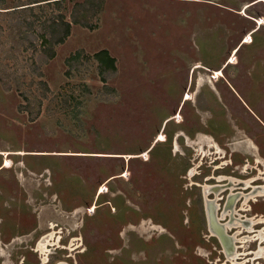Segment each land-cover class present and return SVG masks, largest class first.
Here are the masks:
<instances>
[{"label": "rangeland", "instance_id": "374dc122", "mask_svg": "<svg viewBox=\"0 0 264 264\" xmlns=\"http://www.w3.org/2000/svg\"><path fill=\"white\" fill-rule=\"evenodd\" d=\"M56 1L0 0V151L24 152L0 155V264H42L50 233L45 264H230L203 187L251 180L217 196L264 217L236 195L264 186V0Z\"/></svg>", "mask_w": 264, "mask_h": 264}, {"label": "bare ground", "instance_id": "6f19581e", "mask_svg": "<svg viewBox=\"0 0 264 264\" xmlns=\"http://www.w3.org/2000/svg\"><path fill=\"white\" fill-rule=\"evenodd\" d=\"M260 21V20H259ZM262 23V22H261ZM258 24H260V22H258ZM243 42H250V36H249V33H247L245 36H244V39H243ZM231 62H233V56L232 57H229V59H228V63H231ZM196 67L197 68H199L200 66H197L196 65ZM195 67V68H196ZM216 73V75L217 76H219L220 75V72H215ZM210 81V80H209ZM189 99V95H188V93H186L185 94V98H184V100H188ZM179 117V115H176L175 117H174V119H176V118H178ZM206 137V136H205ZM202 138H203V136H202ZM164 140V136H163V134L161 133V134H158L157 135V137H156V139H155V141H158V142H161V141H163ZM199 140H201V141H203V139H199ZM208 140V139H207ZM213 140V139H212ZM209 141V140H208ZM200 142V141H199ZM157 143V142H156ZM211 143V142H210ZM177 144V143H176ZM197 144V143H196ZM202 144V143H201ZM206 144H207V141H206ZM208 144H209V142H208ZM252 144V143H251ZM214 146L216 145L215 143L213 144ZM213 145H210V146H213ZM254 145V144H253ZM213 146V147H214ZM179 148V147H178ZM198 149H200L199 148V146L197 147ZM210 148V147H209ZM216 148V151H217V147H215ZM255 148V147H254ZM210 149H212V147L210 148ZM247 149V148H246ZM201 150V149H200ZM202 150H204V149H202ZM201 150V151H202ZM176 151V150H175ZM199 151V150H198ZM205 151V150H204ZM208 151V150H207ZM218 151H221V150H218ZM217 151V152H218ZM253 151H255V150H253ZM176 152H178V149H177V151ZM222 153V152H221ZM22 154H24V152H22V151H18V152H13V153H9V152H2V151H0V155H3V157H4V164L1 166V168L2 167H7V166H9V160H8V155H22ZM203 154H205V153H203ZM253 154H255V153H253ZM143 156L145 157V156H147V151L145 150V151H143ZM197 156V155H196ZM205 156V155H204ZM207 156V155H206ZM258 158V157H257ZM256 159V158H255ZM259 159H261V158H259ZM258 163V162H261V161H259L258 159H256V161H255V163ZM258 165V164H257ZM259 165H260V163H259ZM264 165V164H263ZM262 165V166H263ZM244 166V165H243ZM247 168V167H246ZM193 169V168H192ZM195 170V169H194ZM261 170V169H260ZM193 172H192V170L191 171H189V175L190 176H193V174H192ZM243 173V172H242ZM259 173H261L260 171H259ZM258 175V174H257ZM263 175H264V173H263ZM256 177V176H255ZM259 178V177H258ZM257 178V179H258ZM261 178V177H260ZM262 179V178H261ZM222 180H225V181H228V184H218V185H213V186H208V185H204V187H203V194H204V200H205V206H206V214H207V219H208V221H209V223L210 224H212L214 221H211V219H212V212H214V208H215V210H216V208H217V198H218V200H219V197L217 196V193H219V191H221V190H223L224 188H228L229 190L231 189V191H233L234 189H235V187H237V186H239L240 184L243 186V188H245V187H248L249 188V186H250V182H251V180H246V181H241V180H239V179H236V178H233V177H217V181H221L222 182ZM255 183V182H254ZM256 186V185H255ZM242 188V189H243ZM251 189V188H250ZM252 189H253V191L251 192V193H247L248 195H245V194H243V206L246 204V202H248V200L249 201H253V202H255L256 200L253 198V197H264V186H256V187H252ZM230 191V192H231ZM223 192V191H222ZM100 193H104V187L103 186H101L100 188H99V192H98V194H100ZM209 193H214L215 194V199L214 200H210L208 197V195H209ZM241 195H242V193H240ZM217 196V197H216ZM251 201V202H252ZM92 210H91V212L94 210V208H95V206L94 205H92ZM205 208V207H204ZM212 208V209H211ZM234 208V207H233ZM240 211H244L245 210V208H241V209H239ZM225 215H230V217L232 218L231 219V221L230 222H228V223H225V225H223L222 227H221V229H220V227H219V233L218 232H216V230H214V229H212L210 226H209V230H210V236L211 237H213V236H216V237H218V239L220 240V242H222L221 244H222V250L224 251V253L226 254V259H227V261L230 263V264H238L237 262H236V260H237V258H238V256H240L238 253H236L235 251H234V249H235V245H234V242L235 241H237V243L239 242L240 244H243L244 242H247V241H251V240H255V239H258V241H263L264 240V230H261V231H259V232H257L256 231V233L257 234H255L254 235V237H247V236H243V237H239V238H237L236 236L237 235H239L240 234V232L242 231V230H245L246 232H250V231H252L253 229H252V227H245L244 226V223L245 222H247V221H249L250 222V224L251 225H253V224H257L258 225V223H262V222H264V217H260V218H258L257 216H255V217H253V218H251V219H245V221H243L242 219H241V216H240V214L238 213V211H234L233 209H232V211H224L221 215H220V217H216L215 218V216H213L214 217V219H215V221L217 222V221H221V219H223L224 217H225ZM243 218V217H242ZM245 218V217H244ZM256 218H258L257 220H256ZM213 220V219H212ZM53 227H54V224L52 223L51 225H50V229H53ZM232 227H234V228H237L238 227V230L237 231H235L233 234H232V236L231 237H229L228 236V234L226 233V231H228V230H230ZM254 227H255V225H254ZM52 231V230H51ZM61 232V231H60ZM55 233H50L49 235H45L44 237H42L41 239H40V241H37L38 243H37V245H36V249H35V251L36 252H39L40 254H41V256H42V259H41V261H42V264H45V263H47L46 262V259H47V255H48V247L49 246H55V245H57L58 243L57 242H59L58 241V239L60 238L59 236L57 237V239H56V241H52V239H54L53 238V236H55L54 235ZM59 234V233H58ZM226 234V235H225ZM19 239V238H18ZM61 239V238H60ZM17 240V239H16ZM22 240V239H21ZM21 240H19V241H21ZM18 241V240H17ZM245 244V243H244ZM57 247V246H56ZM237 247H240V246H237ZM241 247H243V246H241ZM263 249L264 248H262V247H260L259 246V248H258V250H257V252H255V256L256 257H261L263 254H262V251H263ZM245 253V252H244ZM253 254V253H252ZM243 255V254H242ZM247 255V254H246ZM240 258H242V257H240ZM241 261V260H240ZM58 264H66V263H58ZM240 264V263H239Z\"/></svg>", "mask_w": 264, "mask_h": 264}, {"label": "flooded vegetation", "instance_id": "af4514ba", "mask_svg": "<svg viewBox=\"0 0 264 264\" xmlns=\"http://www.w3.org/2000/svg\"><path fill=\"white\" fill-rule=\"evenodd\" d=\"M229 163L231 164V161H229ZM225 165H227V164H225ZM213 175V174H212ZM215 175H213V177H214ZM217 176V175H216ZM222 177H230V176H226V175H221ZM221 176H218V177H221ZM216 179H217V177H216ZM224 184H228V181L227 182H224ZM240 186H242L241 184H240ZM229 189L228 188H224L223 190H221V191H223V192H227ZM253 190H251V192H252ZM241 192H237V196L238 195H240L241 197L240 198H242V200L244 199L243 197V194H245V195H248V194H246V193H242V195L240 194ZM232 195H234V193H231V194H229V195H227V193L225 194V195H221V197H219V199L220 200H218V198L216 199L217 200V204L219 203V201H221V199H223V201H222V203L224 202V200L226 199V204L224 203L223 204V206H222V203L220 202L218 205H217V208H216V210H215V208L213 209L214 210V212H212L211 214V216H212V219H211V221H214L213 222V224H210L209 223V221H208V231L210 232V230H209V226L212 228V229H214L215 230V228L214 227H220V229H221V227L223 226V225H225V223H228V222H230L231 221V217H230V215L228 216V215H225V217L223 218V219H221V221L219 222V221H215V219H214V214H215V218L217 217V216H220L224 211H232V209L235 211V209H236V207L235 208H233L232 206H231V199H230V197H232ZM212 196H214V194L212 193ZM212 196L209 198L210 200H214L215 198H212ZM215 197V196H214ZM227 197H229V198H227ZM220 205V206H219ZM212 209V208H211ZM237 211H240L239 209L237 210ZM207 215V214H206ZM217 215V216H216ZM208 220V219H207ZM232 229H234V227H232L230 230H232ZM226 235V234H225ZM214 237V236H213ZM229 237H231V236H229ZM217 239H218V237H217ZM219 240V239H218ZM219 242H220V240H219ZM222 242H220V244H221ZM221 246H222V244H221ZM46 262H48V259L46 260ZM59 263V262H58ZM61 263H63V262H61ZM17 264H24V258H22L21 260H19L18 262H17Z\"/></svg>", "mask_w": 264, "mask_h": 264}, {"label": "trees", "instance_id": "16d2710c", "mask_svg": "<svg viewBox=\"0 0 264 264\" xmlns=\"http://www.w3.org/2000/svg\"><path fill=\"white\" fill-rule=\"evenodd\" d=\"M61 1H65V0H58V1H56V2H61ZM56 2H53V3H56ZM97 2L100 3L99 0H97ZM56 18H57V17H56ZM56 18H55L53 21H54V22L57 21V23L60 24L61 27H63V31H62V34H61L60 38H59V39H56L55 42H53L54 44L59 45V44L63 43L64 40H65V39L67 38V36L69 35L70 23L67 22V21H64V19H63L61 16H59L57 20H56ZM75 19H76V18H73L72 22L76 21ZM74 23H77V22H74ZM254 32H255V31H254ZM254 32H253V33H254ZM251 35H252V34H251ZM52 55H53V54H51V56L48 57V58H51ZM95 57L99 58L100 60H101V59H105L106 62H107V64H109V66H110V65L112 66L113 63H114V60L108 57L106 51L98 52V54H96ZM111 69H113V68H111Z\"/></svg>", "mask_w": 264, "mask_h": 264}, {"label": "water", "instance_id": "95a60500", "mask_svg": "<svg viewBox=\"0 0 264 264\" xmlns=\"http://www.w3.org/2000/svg\"><path fill=\"white\" fill-rule=\"evenodd\" d=\"M212 224H213V223H212ZM214 228H215L216 232L219 233V228H218V227H214Z\"/></svg>", "mask_w": 264, "mask_h": 264}]
</instances>
